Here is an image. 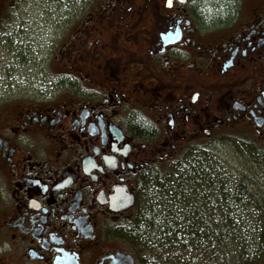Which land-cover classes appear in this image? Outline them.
<instances>
[{"label": "flooded vegetation", "instance_id": "obj_1", "mask_svg": "<svg viewBox=\"0 0 264 264\" xmlns=\"http://www.w3.org/2000/svg\"><path fill=\"white\" fill-rule=\"evenodd\" d=\"M66 29L65 84L0 119V264H136L161 165L264 142V0H85Z\"/></svg>", "mask_w": 264, "mask_h": 264}, {"label": "rangeland", "instance_id": "obj_2", "mask_svg": "<svg viewBox=\"0 0 264 264\" xmlns=\"http://www.w3.org/2000/svg\"><path fill=\"white\" fill-rule=\"evenodd\" d=\"M84 1L19 0L17 7L7 6L5 9L6 0H0V19L10 21V26L0 30V119L35 103L40 97L36 88L65 84L60 83L64 76L60 73L67 70V47H61V44L68 42L70 30L66 27L69 16ZM10 5H13V1ZM6 10L10 12L7 14ZM259 151L264 152V142L199 141L186 146L181 156L173 162L161 165L157 182L159 185L170 184L173 179L181 178L186 168H191L184 167L188 162L211 161L225 177V183L217 190L215 182L211 185L203 183L199 175L198 192L205 191L208 197V191L212 190V196L205 205H211L214 209L217 203L229 204L235 199L234 206L239 217L243 209L247 212L255 210L253 207L260 209L258 198L264 196V156ZM220 191L226 199L219 195ZM169 194L163 197L162 208L177 198ZM234 195L239 198H233ZM183 213L185 211H182L180 218L184 217ZM206 217L209 220L210 217ZM217 217L215 215L213 221L209 220L210 223L213 224ZM123 245L121 242L118 246L123 248ZM231 253L234 254V251ZM205 260L206 264H216L217 261L209 253ZM261 264H264V253Z\"/></svg>", "mask_w": 264, "mask_h": 264}, {"label": "trees", "instance_id": "obj_3", "mask_svg": "<svg viewBox=\"0 0 264 264\" xmlns=\"http://www.w3.org/2000/svg\"><path fill=\"white\" fill-rule=\"evenodd\" d=\"M12 1L13 5H10ZM18 1L6 0L4 8H15ZM203 2L211 14L231 5L232 0ZM8 26L9 19H0V30ZM259 153L264 156V152ZM186 166L191 168H186L185 175L173 179L170 184L159 185L137 217L119 228V235L134 252L136 264H206L204 261L208 253L217 260L216 264H261L264 253V196L258 198L260 209L253 207L255 210L252 212L243 209L239 217L234 206L235 199L229 204L217 203L215 209L211 205L206 206L212 190L208 191V197L205 191L198 192V176L201 175L199 180L208 185L215 182L217 190L224 185L225 177L211 161H193ZM169 193L177 198L171 195L174 201L162 208L163 197ZM219 195L226 199L222 191ZM233 198L239 197L234 195ZM184 202L186 204H182ZM182 211H185L184 217L180 218ZM215 215L218 217L212 224L210 221ZM206 216L210 217V221Z\"/></svg>", "mask_w": 264, "mask_h": 264}, {"label": "water", "instance_id": "obj_4", "mask_svg": "<svg viewBox=\"0 0 264 264\" xmlns=\"http://www.w3.org/2000/svg\"><path fill=\"white\" fill-rule=\"evenodd\" d=\"M131 202V201H130ZM130 203H128V205H129ZM127 206V205H126ZM118 255H121V256H125L126 258H128L129 259V262L131 263V257H130V255H124V254H122V253H118Z\"/></svg>", "mask_w": 264, "mask_h": 264}, {"label": "snow or ice", "instance_id": "obj_5", "mask_svg": "<svg viewBox=\"0 0 264 264\" xmlns=\"http://www.w3.org/2000/svg\"><path fill=\"white\" fill-rule=\"evenodd\" d=\"M169 3H171V0H168ZM169 123H171V121H169Z\"/></svg>", "mask_w": 264, "mask_h": 264}]
</instances>
